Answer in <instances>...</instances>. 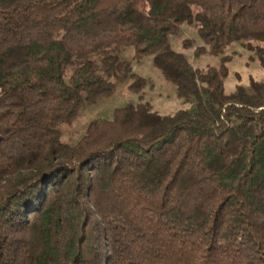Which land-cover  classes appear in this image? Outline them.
Wrapping results in <instances>:
<instances>
[{
  "label": "trees",
  "instance_id": "trees-1",
  "mask_svg": "<svg viewBox=\"0 0 264 264\" xmlns=\"http://www.w3.org/2000/svg\"><path fill=\"white\" fill-rule=\"evenodd\" d=\"M234 44L264 69V0H0V264H264V80L225 92ZM127 49L190 108L144 101ZM123 83L136 104L61 141Z\"/></svg>",
  "mask_w": 264,
  "mask_h": 264
},
{
  "label": "rangeland",
  "instance_id": "rangeland-1",
  "mask_svg": "<svg viewBox=\"0 0 264 264\" xmlns=\"http://www.w3.org/2000/svg\"><path fill=\"white\" fill-rule=\"evenodd\" d=\"M184 41H191L192 46L186 49ZM170 47L186 56L193 68L204 71L207 65H215L217 59L207 54L194 56V50L203 46L199 40L194 25H183L180 34L169 40ZM230 58L228 63V76L225 79L224 89L230 93L237 85H248L250 80H264V69L259 66L254 53L247 51L240 44H234L225 51ZM125 59L131 60L133 73L144 77L151 83L143 90L144 101L161 115H171L178 110H187L190 104L183 103L176 95L173 85L165 81L160 72L152 65V57H146L140 62L132 60V51L127 49L121 53ZM66 81L67 78H66ZM127 84H120L110 98L102 99L92 105H85L80 116L71 124L60 127L61 141L73 144L83 135L90 122L97 118H111L116 108L127 104H136L138 94L127 91Z\"/></svg>",
  "mask_w": 264,
  "mask_h": 264
}]
</instances>
